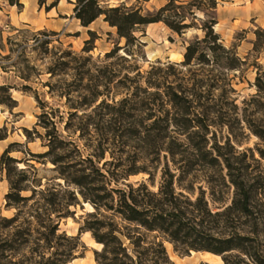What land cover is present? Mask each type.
Wrapping results in <instances>:
<instances>
[{
  "label": "rangeland",
  "instance_id": "374dc122",
  "mask_svg": "<svg viewBox=\"0 0 264 264\" xmlns=\"http://www.w3.org/2000/svg\"><path fill=\"white\" fill-rule=\"evenodd\" d=\"M98 1L102 8L125 5L139 9L142 14L154 12L168 2ZM189 1L176 0V4ZM24 2L26 18L32 19L38 7L63 25L55 29L57 31L42 29L38 23L34 27L19 25L14 29L2 9L14 6L16 10L23 11L21 0L20 8L10 5L8 0H0V86L13 87L8 92L0 91V100L9 104L6 98L10 96L16 101L12 110L0 104V135L6 136L0 142V156L9 144H14L8 156L26 161L17 168L28 169L29 180L34 178L36 182L32 187L36 190L54 187L66 191L67 195L72 194L70 202L73 205L68 208L69 215L59 222V233L79 236L80 247L76 258L69 264H97L95 252H99L102 245L96 242L91 232L80 231L87 222L99 219L106 224L111 223L117 230H123L126 224L111 211L96 210L83 199L79 188L65 184L53 170L49 157L27 161L30 159L28 152L42 154L47 151L45 140L39 137L44 134V129L38 125L39 116L43 113L49 114L64 140L77 145L82 157L103 154L99 167L107 161L109 163L104 168L110 171L127 169L132 165L147 170L121 180L117 185L111 182L107 190L145 182L151 191L156 192L161 169L166 164L171 172L179 174L188 162H193L194 171L176 190L191 200L203 191L212 213L229 206L234 197L241 200L243 193H249L248 215L234 213L224 216L219 228L225 236L238 234L254 239L248 249L254 261L233 251L232 262H237L236 256L239 255L243 264H264V89L258 91L255 86L256 77L264 69V0H216L215 11L209 2L196 4L192 10L195 19L189 17L186 21L192 23V28L180 35L162 22L149 24L135 32L141 46L133 49L132 56L122 50L125 40L118 37L115 28L104 22L103 16L91 23L88 29L82 28L74 17L75 0ZM30 2L33 8H30ZM211 18L216 19L213 29L222 45L234 50L243 62L240 69L223 73L211 65L181 66L185 47L195 38L202 39L204 34L200 28ZM88 30L94 33L93 48L86 53L82 49L84 42L90 39ZM46 41L49 44L46 45ZM110 52L114 53L107 58ZM121 56L127 61L121 60ZM135 67L144 76L151 67H159L162 71L158 75L165 76L173 85H187L189 88L194 83L203 85L200 99L203 107L196 113L203 111L206 114L202 120L208 128L205 142L201 143L196 137L189 141L186 135L172 134L171 138L159 142L161 151L156 154L147 150L139 139L130 136L129 131L137 124L139 113L129 110L128 114L121 116L117 108L118 103L128 96V88L133 87L124 76L128 74L132 78ZM261 82L264 83L263 76ZM140 84L145 86L144 79ZM145 115L142 113L141 117ZM145 124L149 125L150 121ZM24 130L30 131V139L26 138ZM99 140L104 143L98 148ZM196 143L202 150H196ZM168 148L177 153L174 163ZM205 152L209 153L208 158L218 159L217 163L207 164L201 157ZM77 155L73 153L72 157L76 159ZM29 165L35 171L28 168ZM148 173L153 175V184L148 182ZM210 176L224 177L225 186L207 183ZM12 178L16 179V176L12 175ZM187 181H191L193 192L183 190L188 186ZM38 183L41 184L39 188L36 187ZM8 190L5 172H0V216L6 218L15 212L5 207L4 197ZM22 195L28 196L30 192ZM89 213H94L95 217H89ZM208 226H214L211 219ZM139 232L147 241L161 242L173 264H223L220 256L207 252L176 250L174 244L158 232ZM124 242L125 245L128 243Z\"/></svg>",
  "mask_w": 264,
  "mask_h": 264
},
{
  "label": "trees",
  "instance_id": "16d2710c",
  "mask_svg": "<svg viewBox=\"0 0 264 264\" xmlns=\"http://www.w3.org/2000/svg\"><path fill=\"white\" fill-rule=\"evenodd\" d=\"M8 2L19 8L22 6L19 0ZM204 2H209L210 8L216 10V0H191L179 4H176V0H168L158 10L146 14L125 5L102 8L98 0H75L74 17L81 27L87 28L103 16L104 22L115 28L118 37L125 40L122 50L132 56L133 49L141 46L134 36L135 32L149 24L162 22L180 35L192 28V23L186 21L189 17L195 19L192 10L196 8V4ZM215 24V18L203 22L200 29L204 35L202 39L195 38L185 47L181 66L211 65L223 73L241 68L243 62L234 50L222 45L219 35L214 32ZM87 33L90 39L84 42L82 49V52L86 53L93 48L94 36L90 30ZM45 44L49 42L46 41ZM113 53H108L106 57ZM120 59L127 61L123 56ZM161 71L159 67H151L144 76L140 74L138 67H135L132 78L128 74L124 76L133 87L128 88L130 92L118 103L117 111L121 116L128 114L126 112L129 110L139 113L137 124L129 131L130 136L139 139L147 150L156 154L161 151L159 142L171 138L172 134L186 135L189 141L196 137L200 138L201 143L205 142L208 128L202 120L206 114L203 111L196 113L197 109L203 107L200 102L203 85L194 83L191 88L187 85H173L168 83L165 76L158 75ZM49 73L53 75L51 70ZM260 74L255 80L258 91L264 89V83L261 82L264 69ZM142 79L145 86L140 84ZM12 88L0 86V91L8 92ZM6 99L9 104H5L3 100H0V104L14 109L16 101L10 96ZM142 113L146 115L141 117ZM48 116V113L40 115L38 124L44 129L43 137H39L45 140L47 151L42 154L28 152L30 159L27 161L49 157L54 166L53 170L65 184L79 188L83 199L91 203L96 210L102 208L111 211L126 224L123 230H117L111 223L106 224L96 219L80 228V231L84 229L91 232L96 242L102 245L101 250L95 252L97 264H173L168 259L162 243L147 241L140 230L147 233L158 232L166 236L176 250L182 249L184 253L192 250L220 256L223 264H243V258L239 255L236 256L237 262L231 261L233 251L253 260L248 249L254 239L238 234L225 236L219 228L224 216L228 217L234 213L238 216L248 215L249 193H243L241 200L234 197L229 206L212 213L204 199L203 191L191 200L182 191L176 190V187H180L194 171L193 162H188L179 174L171 172L166 164L161 169L156 192L151 191L145 182L136 185L125 184L124 188L107 190L111 182L117 185L121 180L147 170L132 165L127 169L110 171L104 168L109 163L107 161L99 167L104 159L103 154L82 157L77 145L70 140H64L58 134L54 121ZM147 121H150L149 125L145 124ZM24 133L26 138L30 139V131L24 130ZM5 138L6 136L0 135V141ZM103 143L99 140L97 147H101ZM198 143L195 144L196 150L200 151L202 149L198 148ZM13 145L9 144L0 156V172H5L9 184V190L4 197L5 207L15 210L10 218L0 216V264H69L76 258L75 254L80 247L79 236L59 233V222L69 215L68 208L73 205V202H70L72 194L67 195L66 191L62 192L54 187L41 189L39 183L36 185L38 190L32 187L35 179L29 180L28 169L17 168L26 161L8 156ZM168 152L174 163L177 153L172 148H168ZM73 153L78 154L76 159L72 157ZM208 154H201L202 159L210 165L217 163L218 159L208 158ZM28 168L35 171L31 165ZM148 174V182L153 184V175ZM12 175H15L16 179H13ZM207 181L217 187L225 186L222 176H210ZM187 182L188 186L183 190L193 192L191 181ZM23 192H30V195L24 196ZM100 192L104 193L100 195ZM211 195L213 196L212 192ZM89 217H95L94 213H89ZM210 219L214 222L212 227L208 226ZM124 240L128 241L126 245Z\"/></svg>",
  "mask_w": 264,
  "mask_h": 264
},
{
  "label": "crops",
  "instance_id": "0c3cea01",
  "mask_svg": "<svg viewBox=\"0 0 264 264\" xmlns=\"http://www.w3.org/2000/svg\"><path fill=\"white\" fill-rule=\"evenodd\" d=\"M23 5V11H18L14 6H9L8 9L3 8L2 11L5 13V18L8 19L12 28L17 29L19 25H24L26 27H34L35 23L41 25L42 29H48L50 31H57L55 29L63 25L59 20L54 19L52 16H47L49 13H43L40 8L37 7L36 14L32 16V19L26 18V4L24 0H21ZM30 8H33V3L30 2ZM83 28V27H82ZM88 29V28H85ZM4 140H1L2 142Z\"/></svg>",
  "mask_w": 264,
  "mask_h": 264
}]
</instances>
